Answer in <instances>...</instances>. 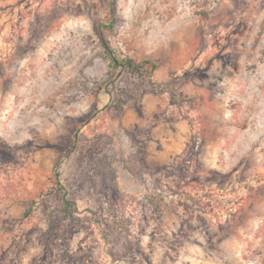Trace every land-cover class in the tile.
<instances>
[{"label":"rangeland","instance_id":"1","mask_svg":"<svg viewBox=\"0 0 264 264\" xmlns=\"http://www.w3.org/2000/svg\"><path fill=\"white\" fill-rule=\"evenodd\" d=\"M0 264H264V0H0Z\"/></svg>","mask_w":264,"mask_h":264},{"label":"trees","instance_id":"2","mask_svg":"<svg viewBox=\"0 0 264 264\" xmlns=\"http://www.w3.org/2000/svg\"><path fill=\"white\" fill-rule=\"evenodd\" d=\"M110 11H111V15L113 16L112 21L105 26L113 30L116 20V13L113 3L110 4ZM103 43L105 45L107 58L109 59L113 67H121V68L128 67L132 71L141 73L142 69H144L145 64H151V71H154L156 69V65L148 61L140 64L135 63L133 58L125 56L121 51L111 47V45H109V42L106 41L105 39H103ZM57 175H59V173H57Z\"/></svg>","mask_w":264,"mask_h":264}]
</instances>
